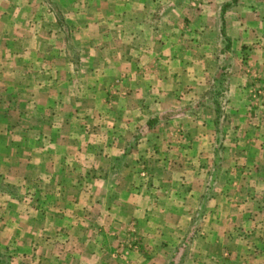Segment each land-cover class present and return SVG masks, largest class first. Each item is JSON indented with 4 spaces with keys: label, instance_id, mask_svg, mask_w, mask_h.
I'll return each instance as SVG.
<instances>
[{
    "label": "rangeland",
    "instance_id": "1",
    "mask_svg": "<svg viewBox=\"0 0 264 264\" xmlns=\"http://www.w3.org/2000/svg\"><path fill=\"white\" fill-rule=\"evenodd\" d=\"M75 1L79 2L0 0V108L10 104L16 109L12 111L15 114L9 115V125L0 123V264L37 263L38 258L22 257L28 238L24 237L22 218L32 209L38 212L42 202L60 205L65 219L62 221L67 223L74 217V211H70L75 208L74 203L78 206V217L89 216L97 221L99 212L95 206L102 209L107 205L98 203L96 197L109 201L110 205L119 202L122 208V165H125L122 157L129 155L131 149V141H127L122 132V109L130 110L135 104L133 96H122L124 74L139 75L134 85L142 89L138 92L142 97L148 96L145 98L150 97L151 101L156 99L146 88L160 86L154 76H173L176 90L188 88L194 94L193 98L191 94L190 100H185L192 110H202L207 103L205 98L214 110L218 105L219 112L214 113L216 123L219 120L215 130L217 142H248L256 151L263 149L264 68L259 63L264 36L258 32H262L264 19H259L255 13L239 11L247 9L246 3L221 0L219 8L211 9L213 5L208 1L193 0L191 2L195 3L187 6L176 0L175 4L173 0H150L151 3L145 4L148 16L145 21L141 20L137 35L130 36L124 30L119 35L116 29H101L99 19L92 18L89 11L86 13L87 5ZM70 3H74L76 9L71 8ZM224 4H228L227 10L233 9L232 24L227 10L223 16L226 24L220 18ZM88 7L96 9L93 2ZM173 11L179 17L174 18ZM201 12L206 16L204 21L199 19ZM86 16L93 24L90 28ZM178 25L191 31L180 30ZM238 25L245 27L248 32L245 36L230 33L231 30L240 32ZM200 27L211 28V32L199 34ZM6 29L12 36H6ZM228 33L231 37L226 35ZM160 38L168 44V49L163 51L164 56L159 55V59L154 60L153 44ZM139 46L142 48H136ZM248 47L256 49L246 53ZM102 75L111 78L108 80L111 93L106 87L101 88L108 83L106 79L105 82L96 80ZM259 76L262 77L259 79ZM254 78L257 80L253 82ZM168 85L171 84L164 83L165 88ZM42 93L40 99L38 94ZM147 101L142 100V108L152 112ZM38 109L43 110L44 115ZM6 113L3 112L4 117ZM140 120L143 124V119ZM152 120L151 117L146 119L147 127ZM151 131L147 139L150 141L154 137L151 134L156 133V130ZM169 154L171 158L173 155ZM261 156L264 163V155ZM143 165L142 170L146 172L150 166ZM256 166L250 168L251 179L242 180L250 190H241L243 202H238L247 208L264 202V177L258 174L264 164ZM152 169L160 171L161 165L157 163ZM111 172L112 177L107 178L109 187H99L96 181L89 184L90 174L107 176ZM149 181L144 179L145 186L152 185L147 184ZM249 181L252 184L249 185ZM158 182L167 187L162 179ZM107 188L111 194L108 199L102 196ZM86 207H92L94 212L87 213ZM116 219L122 220V211ZM35 223L30 226L32 238L37 236ZM96 230V236L104 233L99 232L98 227ZM116 232L114 235L118 234L121 239L111 245L116 249L114 252L122 247V229ZM37 248L32 242L26 255Z\"/></svg>",
    "mask_w": 264,
    "mask_h": 264
},
{
    "label": "crops",
    "instance_id": "2",
    "mask_svg": "<svg viewBox=\"0 0 264 264\" xmlns=\"http://www.w3.org/2000/svg\"><path fill=\"white\" fill-rule=\"evenodd\" d=\"M176 1H182L187 6L195 2L208 1L213 5L211 9L222 5L218 6L221 0ZM240 1L242 4L246 3L247 9L239 11L255 13L259 19H264V0ZM92 2L96 5V9L88 7ZM149 2L151 3L150 0H79L76 3L87 5L86 13L90 12L93 14L92 18L99 19L98 24L102 25L101 29H116L119 35L124 30L130 36L131 34L136 36L141 20L145 21L148 16L145 4ZM172 3L175 4V0ZM108 4H110L109 7H107ZM69 5L75 8L74 3ZM223 6L220 18H223L224 12L229 7L227 4L228 7L224 10ZM80 13L84 17L83 12ZM227 13L232 24L233 9L227 10ZM177 15L175 11L172 12L174 18L179 17ZM85 18L87 27H92L90 17ZM205 18V14L201 12L199 19L204 21ZM223 20L226 24V19L223 18ZM238 20L234 19L236 22ZM261 24L262 32L258 33L264 36V20ZM182 26L178 25V29L190 30ZM237 28L241 29L240 32L231 30L230 33H236L240 37L248 33L243 26L238 25ZM199 29H202L198 31L199 34L211 32V28L210 30L206 27ZM5 31L6 36L11 35L8 29ZM10 32L14 34L12 28ZM230 33L226 35L231 37ZM141 39L139 38L140 41ZM231 39L235 41L237 38ZM139 43L142 44V42ZM153 45L156 51L153 59H159V55L164 56L163 51L168 49V44L160 38ZM255 49V47L253 49L248 47L246 53ZM261 52L263 56L259 64L264 68V43ZM137 76L139 75L124 74L121 77L122 96L124 98L133 96L135 99V104L130 106V110L122 109V132L127 141H131L130 154L122 157V163L125 160V165H122V208L119 202L110 205L109 201L108 204L105 199L96 197L98 203L107 205L102 209L95 206L99 212V221L89 216L88 218L78 217V206L74 203L76 209L70 210L74 211V217L67 223L62 218L63 210L60 205L42 202L39 208L37 207L38 212L32 209L29 215L23 214L24 225H22L27 235L24 237H28L24 247L27 251L32 242H35L38 248L27 252V255L24 251L22 257H27L29 260L38 258L36 264H110L109 262L113 260L112 264H170L172 261L176 264H264V202L248 209L245 204L241 205L243 200L240 198L241 190H250L242 181L251 179L250 168L257 167V164H264L261 162L264 144L262 150L256 151L255 148L250 147L251 144L248 146V142L245 144L217 142L215 130L219 120L216 123L215 110L208 98L204 99L207 100L208 107L205 105L202 110H192L185 102L194 95L188 88L178 91L173 87L175 83L173 76L160 78L155 75L160 86L151 90L144 87L147 93L151 91L156 99L151 101L148 100L150 97L145 98L148 96L142 97L140 94L142 89L134 85ZM261 77L259 76V79ZM105 79L108 83L101 88L106 87V91L111 93L108 81L111 78L105 75L96 78L100 82H105ZM256 80L257 78H254L253 82ZM38 81L41 83L40 80ZM163 82L171 85L165 88ZM164 88L166 90L162 92ZM147 93L144 92V94ZM38 95L42 99L44 93ZM38 95L35 94L34 97L37 99ZM163 95L166 96L163 97ZM108 99L110 101V98ZM142 100L150 102L149 107L152 112L142 108L144 104ZM162 100H166V103ZM13 110L16 109L10 104L0 108V123L9 125V115L16 113L12 112ZM38 110L44 115L43 110L42 112ZM3 112H7L6 117ZM148 117L153 118L148 123L149 127L145 122ZM140 119H143V124ZM151 130H156V133H150L154 136L150 141L147 139H150L148 134L152 132ZM141 131L146 134H142ZM160 133L163 134L161 137ZM169 153L173 155L171 158ZM241 158H244V161ZM240 161H243L245 166ZM144 163L150 166L146 172L142 170ZM157 163L161 165V170L156 172L152 168ZM258 174L264 177V168ZM91 175L98 178L94 177L91 181ZM112 175V172L107 176L106 174L103 176L90 174L89 184L96 181L99 187L103 185L109 187L107 178L109 179ZM145 176L146 178H143ZM144 179L148 181L151 179L146 183H152V185L145 186ZM159 179L167 182V187H163V183L158 182ZM71 180L74 182L73 179ZM250 184L252 182L249 181ZM107 190L108 188L102 192V196L108 199L111 194H108ZM249 193L252 194V191ZM86 210L87 213L94 212L92 207H86ZM121 211L122 220L120 221L116 217L117 214H121ZM33 223L37 232L35 238H32L33 232L30 231ZM97 227L99 232L101 230L104 232L101 236H96ZM118 228L122 229V247L120 246L118 252H114L116 249L113 250L111 245H115L118 239H121L118 238V234L114 235ZM17 242L21 240L17 239ZM64 260L67 261L64 263ZM180 260H182L181 263Z\"/></svg>",
    "mask_w": 264,
    "mask_h": 264
},
{
    "label": "trees",
    "instance_id": "3",
    "mask_svg": "<svg viewBox=\"0 0 264 264\" xmlns=\"http://www.w3.org/2000/svg\"><path fill=\"white\" fill-rule=\"evenodd\" d=\"M227 7H228V6H227V4H226V5L223 6V9L225 10ZM215 110H217V112H219L218 105H217V106L215 105ZM181 262H182V260H180V263H181ZM170 264H176V263L172 261ZM178 264H179V263H178Z\"/></svg>",
    "mask_w": 264,
    "mask_h": 264
}]
</instances>
